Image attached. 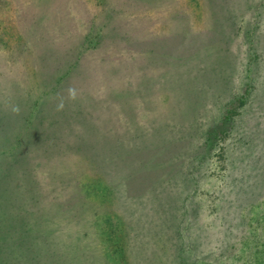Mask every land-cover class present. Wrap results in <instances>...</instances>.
Wrapping results in <instances>:
<instances>
[{
	"label": "rangeland",
	"instance_id": "obj_1",
	"mask_svg": "<svg viewBox=\"0 0 264 264\" xmlns=\"http://www.w3.org/2000/svg\"><path fill=\"white\" fill-rule=\"evenodd\" d=\"M0 264H264V0H0Z\"/></svg>",
	"mask_w": 264,
	"mask_h": 264
}]
</instances>
